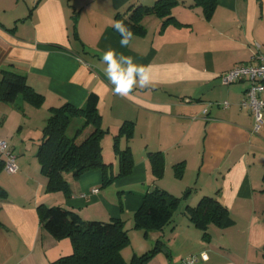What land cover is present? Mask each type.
Here are the masks:
<instances>
[{
	"label": "crops",
	"instance_id": "obj_1",
	"mask_svg": "<svg viewBox=\"0 0 264 264\" xmlns=\"http://www.w3.org/2000/svg\"><path fill=\"white\" fill-rule=\"evenodd\" d=\"M155 1L0 0V76L2 69L20 73L43 96L39 107L21 99L0 102V139L19 166L15 173L0 172L7 192L0 199V264H50L72 251L70 239H55L41 226L40 203L62 205L84 220L122 218L131 230L133 213L153 186L181 203L163 230L142 233V250L164 242L144 264H181L201 251L208 258L195 264H264V124L253 133V115L241 105L249 80L223 84L219 78L264 52V0H216L208 17L195 0H176L172 19L144 15V32L121 48L111 26L116 13ZM108 48L151 65L154 86L126 98L114 95L101 60ZM91 95L108 130L103 158L115 170L113 135L125 120L134 123L131 138H120V146L132 151V171L107 185L100 169L78 178L65 173L70 194L48 192L36 152L49 108L66 102L80 107ZM155 153L163 157L159 176ZM203 195L214 196L233 220L225 227L209 224L207 236L185 213ZM128 247L122 250L126 260L142 252Z\"/></svg>",
	"mask_w": 264,
	"mask_h": 264
},
{
	"label": "trees",
	"instance_id": "obj_2",
	"mask_svg": "<svg viewBox=\"0 0 264 264\" xmlns=\"http://www.w3.org/2000/svg\"><path fill=\"white\" fill-rule=\"evenodd\" d=\"M176 0H156L151 6H128L125 12H118L115 20L123 23L134 33H143L145 28L141 19L149 13L172 19L171 7ZM201 5L208 17L212 13L216 0H195ZM119 34V33H118ZM17 99L39 107L43 96L36 92L26 81V77L11 69H2L0 76V102L16 103ZM20 110V106H17ZM74 118H81L80 125L72 134L67 130ZM133 122L125 120L113 135L112 148L117 157V168L111 162L104 161L102 139L108 130L102 127L101 115L96 107V97H88L83 106L76 107L68 102L49 108V115L42 128L36 156L40 170L47 178L46 191L70 194L69 182L65 173L78 178L82 173L100 169L102 185H107L117 177L125 176L132 171L134 158L127 144L120 146V138L128 141L133 132ZM154 172L162 173L163 157L155 153L152 158ZM4 158L0 153V172L3 171ZM182 172V164L175 165ZM7 196L0 185V199ZM181 203V197L153 186L143 195L138 209L133 213L132 228L140 229L144 235L150 230H163L174 221V216ZM41 226L55 239L68 238L72 251L53 260L50 264H144L164 246L157 239L152 247L141 254L133 253L126 260L122 250L130 244L129 228L122 218H110L106 221L84 220L75 211L59 204L37 206ZM185 213L189 220L207 236L209 224L220 227L230 225L233 220L227 209L214 196L203 195L195 205H186ZM2 225L0 221V226ZM264 252V247H262Z\"/></svg>",
	"mask_w": 264,
	"mask_h": 264
},
{
	"label": "built area",
	"instance_id": "obj_3",
	"mask_svg": "<svg viewBox=\"0 0 264 264\" xmlns=\"http://www.w3.org/2000/svg\"><path fill=\"white\" fill-rule=\"evenodd\" d=\"M219 78L223 84H229L243 78L249 80L250 83L241 105L249 107L254 119L252 132H258L262 124H264V52L256 54L254 59L249 62L236 64L234 67L221 72ZM217 104L227 107L229 102L221 101L217 102ZM0 153L4 158L3 170L8 173L17 172L19 166L16 154L4 139H0ZM92 191L96 192L98 189L94 188ZM205 255L208 258V254L205 251L189 254L181 258V264H195L199 259L206 260L204 258Z\"/></svg>",
	"mask_w": 264,
	"mask_h": 264
},
{
	"label": "clouds",
	"instance_id": "obj_4",
	"mask_svg": "<svg viewBox=\"0 0 264 264\" xmlns=\"http://www.w3.org/2000/svg\"><path fill=\"white\" fill-rule=\"evenodd\" d=\"M111 26L120 35V47H130L133 32L120 20L113 21ZM101 60L106 65L103 71L114 95L126 98L133 95L137 89L147 90L154 86L151 65L138 64L134 57L124 55L113 48L104 51ZM204 258L207 259L206 255Z\"/></svg>",
	"mask_w": 264,
	"mask_h": 264
},
{
	"label": "rangeland",
	"instance_id": "obj_5",
	"mask_svg": "<svg viewBox=\"0 0 264 264\" xmlns=\"http://www.w3.org/2000/svg\"><path fill=\"white\" fill-rule=\"evenodd\" d=\"M82 119L81 118H74L73 121L71 122L68 130H67V133L70 135L73 133V131L76 129V127L78 125H80ZM104 145L106 146V143L104 142ZM107 147V146H106ZM16 154V153H15ZM105 161V160H104ZM142 231L140 229H131L129 230V236H130V244L128 245L129 247L127 248V251L128 250L130 251H137V249H139L140 251L144 252L145 250H142L141 247V242L145 244V238L143 237L142 235ZM141 241V242H140ZM152 246V245H151ZM132 248V249H131ZM164 248V247H163ZM162 248V249H163ZM142 252L140 253H136V254H141ZM132 252H130V254H127V258H129L130 256H132Z\"/></svg>",
	"mask_w": 264,
	"mask_h": 264
}]
</instances>
